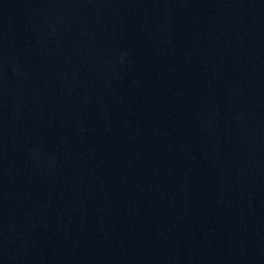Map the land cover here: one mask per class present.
<instances>
[{
	"label": "water",
	"instance_id": "obj_1",
	"mask_svg": "<svg viewBox=\"0 0 264 264\" xmlns=\"http://www.w3.org/2000/svg\"><path fill=\"white\" fill-rule=\"evenodd\" d=\"M0 264H264V0H0Z\"/></svg>",
	"mask_w": 264,
	"mask_h": 264
}]
</instances>
